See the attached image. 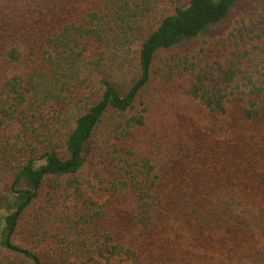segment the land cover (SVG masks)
<instances>
[{
    "label": "trees",
    "instance_id": "16d2710c",
    "mask_svg": "<svg viewBox=\"0 0 264 264\" xmlns=\"http://www.w3.org/2000/svg\"><path fill=\"white\" fill-rule=\"evenodd\" d=\"M241 1L0 0V264H264V0Z\"/></svg>",
    "mask_w": 264,
    "mask_h": 264
},
{
    "label": "rangeland",
    "instance_id": "374dc122",
    "mask_svg": "<svg viewBox=\"0 0 264 264\" xmlns=\"http://www.w3.org/2000/svg\"><path fill=\"white\" fill-rule=\"evenodd\" d=\"M253 1L254 0H243L236 5V8L238 9V8H242L246 5H250ZM230 18L227 21H225L224 23L217 24V25H214L213 27H211L209 32H208V35L221 33L227 27L228 23L230 22ZM12 195H13V197L17 196V194H10V196H12ZM10 207H11V204H10ZM12 210H13V208L12 209L9 208V202H5L4 199L0 200V223H2V225H0V229H2L3 226L5 225L4 215L10 213Z\"/></svg>",
    "mask_w": 264,
    "mask_h": 264
}]
</instances>
